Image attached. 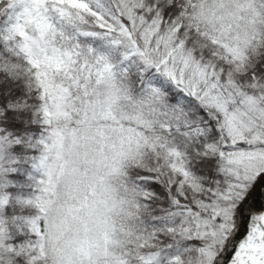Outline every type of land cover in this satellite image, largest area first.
<instances>
[{
    "label": "snow or ice",
    "instance_id": "6c2138e0",
    "mask_svg": "<svg viewBox=\"0 0 264 264\" xmlns=\"http://www.w3.org/2000/svg\"><path fill=\"white\" fill-rule=\"evenodd\" d=\"M0 264H264V0H0Z\"/></svg>",
    "mask_w": 264,
    "mask_h": 264
}]
</instances>
